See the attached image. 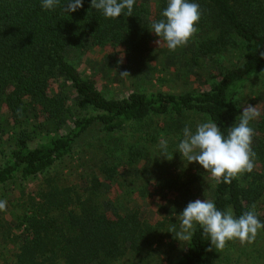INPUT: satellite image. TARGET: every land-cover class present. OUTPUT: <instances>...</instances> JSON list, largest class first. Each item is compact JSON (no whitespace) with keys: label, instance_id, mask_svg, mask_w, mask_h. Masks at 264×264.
Wrapping results in <instances>:
<instances>
[{"label":"trees","instance_id":"1","mask_svg":"<svg viewBox=\"0 0 264 264\" xmlns=\"http://www.w3.org/2000/svg\"><path fill=\"white\" fill-rule=\"evenodd\" d=\"M147 2L135 0L131 16L109 19L91 8V0H83V7L70 13L63 10L66 0L54 11L42 9V0H0V131L14 133L15 140L7 163L0 167V185L15 177L39 180L13 223L15 232L3 235L15 251L9 262L1 254L0 264H162L166 245L177 241L167 230L173 224L179 230V214L188 202L201 199L192 186L196 178L162 173L163 183L154 191L160 199L155 220L144 219L126 198L140 179L137 165L146 162L144 145L129 147L116 163L107 161V149L95 163L98 157L92 153L81 162L80 174L54 170L84 152L93 136L119 132L152 115L167 118L156 133L173 135L178 142L190 115L214 121L226 135L236 124L239 88L253 75L264 74V0H190L203 9L199 31L175 51L165 42L159 45L158 73L173 69L183 76L214 78L180 93L133 91L106 97L92 75L81 72L69 56L106 48L115 61L122 58L128 67L131 62L146 64L156 72L151 60L158 37L150 26L163 18L168 0H157L153 10ZM238 41L243 45L240 63L222 70L219 55ZM258 109L261 116L251 121L254 170L231 184L215 181L211 201L236 217L255 204L264 222V86ZM52 130L60 134L29 146L31 133ZM112 191L116 203L109 200ZM259 231L264 235V229ZM209 246L197 225L173 264H207Z\"/></svg>","mask_w":264,"mask_h":264},{"label":"rangeland","instance_id":"2","mask_svg":"<svg viewBox=\"0 0 264 264\" xmlns=\"http://www.w3.org/2000/svg\"><path fill=\"white\" fill-rule=\"evenodd\" d=\"M147 4L153 10L157 4V0H147ZM158 44L153 43V51L155 56L151 62L155 65L156 72L152 68H148L146 64L139 65L136 62H131L130 67L124 65L125 60L115 61L109 56L106 48H93L91 52L78 54L72 53L69 58L81 72L92 75L98 89L106 97H124L130 92L139 91L147 94L155 93L157 91H167L173 93H180L190 90L193 87L201 88L205 80L213 79L212 76H183L181 72L169 70L168 73H158L161 62L160 53L157 51ZM243 54V45L240 41L231 45L225 52L221 53L218 61L222 66V70H228L240 63ZM128 74H121V72ZM183 77H187L184 80ZM264 86V74H255L251 79L245 82L237 93V112L234 116L236 124L239 122V115L243 108L251 104L259 108ZM80 114H84L80 112ZM87 114H91L88 112ZM166 116H150L144 121L128 123L123 130L104 136H93L87 140L83 147L84 152L76 153L57 165L54 170L58 173L62 172L64 175L72 173L73 171L80 174L82 169L80 167L84 157L94 156L98 157L92 161L103 158L101 154L103 149H107V161L119 162L126 155L129 147H140L141 145L147 147L148 151L144 156L145 163H139L137 168L141 171L136 176H139L137 185L131 188L132 190L126 194L129 202L137 205L144 219L155 220L156 215L154 210L157 204L160 203L159 194H155L158 190L159 183H163L161 177L162 173L169 174H184L190 178H196L195 185L198 192H200V200H211V192L215 183V179L210 172H206L196 162H186L178 151H174L178 146L177 137L164 134H157L165 125ZM208 120L202 116L190 115L188 124L196 128L199 123L207 122ZM251 126V122H250ZM26 129L32 128L31 125L25 126ZM66 130V128H64ZM61 130V131H64ZM163 133V132H162ZM58 131H49L36 133L30 135L29 146L35 147L39 143L45 142L49 137L57 136ZM161 138L168 142V151L172 153V159H166L161 156L159 143ZM182 139V138H181ZM14 133H2L0 131V167H3L9 158L11 150L15 148ZM90 150V153L88 152ZM141 168V169H140ZM133 171V170H131ZM53 172V169L50 170ZM130 172V171H126ZM125 172V173H126ZM132 173V172H131ZM165 176V175H164ZM163 177V176H162ZM39 184L38 178L21 179L15 177L4 185H0V200L7 202L6 210L0 211V255L6 257L10 261V255L15 251V246L8 241L3 240V235L15 232L13 230V223L23 211V204L25 200L33 195L35 189ZM112 190H117L113 189ZM116 191H112L109 200L116 203L113 196ZM187 243H182L179 240L175 241L170 246L166 245L164 254H162V264H173L181 252L185 249ZM0 262H2L0 260ZM207 264H264V235L258 231L255 240L251 244L242 245L238 239L226 242V247L223 250L216 251L212 248Z\"/></svg>","mask_w":264,"mask_h":264},{"label":"clouds","instance_id":"3","mask_svg":"<svg viewBox=\"0 0 264 264\" xmlns=\"http://www.w3.org/2000/svg\"><path fill=\"white\" fill-rule=\"evenodd\" d=\"M135 0H91V8L102 11L105 18L117 19L121 15L131 16ZM60 0H42L44 10L54 11ZM83 7V0H66L63 10L75 12ZM203 16V9L197 2L190 0H168L162 12V19L154 21L150 30L158 37V46L165 42L170 51L185 46L198 33L197 27ZM264 57V51L260 52ZM121 74H128L126 71ZM129 75V74H128ZM261 116V111L248 104L239 115L238 124L229 127L225 135L212 121L199 123L195 131L188 125L183 128V138L179 141L178 151L186 162H196L206 172H210L217 184H231L233 179L254 170L256 153L252 148L254 129L250 122ZM161 156L172 159L168 142L161 138ZM7 202L0 200V211H5ZM179 230L175 224L167 231L182 243H188L196 232L197 225L210 241L208 250H223L226 242L238 239L242 245L251 244L258 231L264 229V222L258 219L255 204L248 211L236 217L231 209L219 210L211 200L188 202L179 214Z\"/></svg>","mask_w":264,"mask_h":264}]
</instances>
